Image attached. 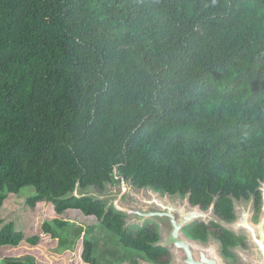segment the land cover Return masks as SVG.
<instances>
[{"label":"trees","instance_id":"trees-1","mask_svg":"<svg viewBox=\"0 0 264 264\" xmlns=\"http://www.w3.org/2000/svg\"><path fill=\"white\" fill-rule=\"evenodd\" d=\"M115 173L138 189L189 195L201 211L214 202L228 222L233 199L257 195L264 0H0V208L30 188L29 208L77 210L122 247L166 263L156 226L133 233L104 202L72 195L101 193ZM41 231L56 235L47 222ZM184 231L201 242L212 233L224 251L235 242L212 222ZM61 237L67 250L79 238ZM23 240L11 223L0 230V249ZM80 259L95 264L87 239Z\"/></svg>","mask_w":264,"mask_h":264},{"label":"rangeland","instance_id":"rangeland-1","mask_svg":"<svg viewBox=\"0 0 264 264\" xmlns=\"http://www.w3.org/2000/svg\"><path fill=\"white\" fill-rule=\"evenodd\" d=\"M115 179L119 180L118 183L115 185H106L101 193L95 192L92 188H87L84 191L76 189L74 192L77 196L83 195L84 193L92 196L96 195L106 204V207L113 209L110 204L114 200V196L121 193L122 186L121 179L116 176V173ZM125 186L128 190L121 197L120 204L138 210H145L146 207L138 202L133 195V193L137 194L140 190L128 182L125 183ZM32 193V189L25 188L18 194H7L4 199L0 208V230L3 226L11 223L16 231L23 234L24 240L18 247L1 248L0 264H4L7 260L21 261L25 264H85L80 259L81 243L83 239H87L93 244V257L95 259V264H140V261L152 264L148 262L142 254L122 247L118 237L113 233L105 231L100 222L93 217L83 216L77 210H69L63 214L57 215L50 204L44 203L38 204L34 209L29 208L25 201L30 195H32ZM144 196L148 197L145 192ZM158 196L159 198H164L163 194L158 193ZM175 198L181 203L184 200V198ZM175 198L173 197L171 199ZM237 205L242 207L246 204L238 202ZM233 210L234 217L238 218L240 210L235 203H233ZM124 218L126 225V220H131V218L128 216H125ZM53 220H62L63 222H66L67 226L63 231H58L55 226L52 225ZM45 222L51 224L52 230L56 234L55 237L42 233V224ZM209 222L215 223L220 228L233 232L238 237H241V239L246 234L242 230L232 229L228 222H225L216 216L211 215L206 221H204L205 224H208ZM146 224L156 226L158 232H160L159 225L154 220L148 219L144 222V225ZM126 227L133 233L140 228L138 224L134 223H129ZM62 234H66L70 240H73L77 235L79 236L78 240L73 244L72 249L67 250L62 245ZM32 237H38L37 244L32 245L28 243L27 240ZM211 244L214 246L215 252L222 258L221 248L218 242L212 234H209L207 242L204 243V245ZM246 245L241 243L239 246L230 250L231 256L222 258L224 263L246 264L242 261L240 256L254 255V251L252 250L248 238L246 240ZM163 264H174L172 255L171 260H167V262Z\"/></svg>","mask_w":264,"mask_h":264},{"label":"water","instance_id":"water-1","mask_svg":"<svg viewBox=\"0 0 264 264\" xmlns=\"http://www.w3.org/2000/svg\"><path fill=\"white\" fill-rule=\"evenodd\" d=\"M122 186L121 193L114 196V200L110 205L113 209L121 213L124 217L128 216L131 220H126L129 223L138 224L143 227L145 220H154L160 228V240L155 247H161L170 250L174 260V264H225L223 259L215 252L214 246L204 245L200 242L193 241L187 238L182 229L190 223L196 221H206L214 210V202L207 211H201L198 208H192L189 205V195H187L181 203L175 197L164 194V198H159L158 193L148 188L139 189L140 193H133L138 202L143 204L146 209L138 210L120 204L121 197L127 192L125 181L121 178ZM129 183V182H128ZM130 184V183H129ZM262 192V212L263 216L258 225H253L249 221L250 205L239 207L237 201L233 199V203L241 212V216L230 225L232 229L243 230L250 238L254 255L243 256L241 259L246 264H264V181L259 182ZM144 192L148 197L144 196ZM75 197H90L94 200L101 199L94 195L83 194L77 196L75 192L72 194ZM175 199H171V198ZM242 203V201H241ZM109 209L106 207V210ZM125 221V220H124ZM125 225V228H127ZM140 264H147L140 261Z\"/></svg>","mask_w":264,"mask_h":264},{"label":"flooded vegetation","instance_id":"flooded-vegetation-1","mask_svg":"<svg viewBox=\"0 0 264 264\" xmlns=\"http://www.w3.org/2000/svg\"><path fill=\"white\" fill-rule=\"evenodd\" d=\"M259 182H263V181H259ZM261 187H260V185H259V187L257 188V192L259 193H257V195H250V197H249V199L248 200H240V201H237V202H241L242 201V203H244V204H246L245 206L247 207L248 205H250V215H249V221L251 222V224H253V225H258L259 223H260V221H261V218H262V216H263V212H262V192H261V189H260ZM164 195V194H163ZM179 197V196H178ZM179 198H181V197H179ZM185 198V197H184ZM233 213H234V210H233ZM212 216H215L214 215V210H213V214H212ZM241 216V212L239 213V217ZM238 218H235L234 217V220L233 221H231V222H228V221H225V220H223V221H225V222H228L229 223V225H231V224H233L236 220H237ZM196 222H202V223H204L203 221H196ZM194 223V222H193ZM211 222H209L208 224H205V225H209ZM192 223H190L189 225H191ZM189 225H187V226H189ZM187 226H185L184 228H186ZM184 228L182 229V231H183V234L187 237V238H189L186 234H185V231H184ZM224 230H226V229H224ZM228 232H230L233 236H234V238H235V242H234V245H230V246H228L227 247V249L224 251L223 250V247H222V245H221V243L219 242V240L217 239V238H215V240L218 242V244H219V246H220V248H221V256H222V258H225V257H229V256H231V253H230V250H232L233 248H235V247H237V246H239L241 243H244V245H246V240H247V238L249 239V241H250V244H251V246H252V243H251V240H250V238H249V236L247 235V234H245L244 236H243V238L241 239V237H238L237 235H235L233 232H231V231H229V230H227ZM243 231V230H242ZM209 234H212V233H208V235ZM208 235H207V238H206V241L205 242H201V241H196V242H200L201 244H204V243H206L207 242V239H208ZM213 235V234H212ZM214 236V235H213ZM189 239H191V238H189ZM191 240H193V239H191ZM193 241H195V240H193ZM247 246V245H246ZM167 250V252L169 253L168 254V256H167V260L169 261V260H171V255H172V253L170 252V250H168V249H166ZM252 250H253V246H252ZM169 256H170V258H169ZM241 258V257H240Z\"/></svg>","mask_w":264,"mask_h":264},{"label":"bare ground","instance_id":"bare-ground-1","mask_svg":"<svg viewBox=\"0 0 264 264\" xmlns=\"http://www.w3.org/2000/svg\"><path fill=\"white\" fill-rule=\"evenodd\" d=\"M179 198V197H178ZM148 220V219H147ZM146 221V220H145ZM145 263V262H144Z\"/></svg>","mask_w":264,"mask_h":264}]
</instances>
